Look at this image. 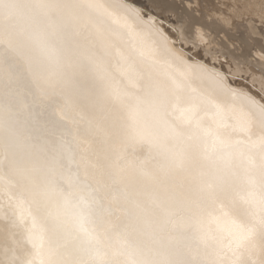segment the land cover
<instances>
[{"label":"bare ground","instance_id":"6f19581e","mask_svg":"<svg viewBox=\"0 0 264 264\" xmlns=\"http://www.w3.org/2000/svg\"><path fill=\"white\" fill-rule=\"evenodd\" d=\"M122 1L131 7H124ZM150 1L173 6L170 0ZM255 4L264 6V2ZM254 5L247 10L245 17L264 21V14L257 17L251 13L255 10ZM1 9L7 10L13 18V23L2 30L6 46L16 47L10 54L20 57L22 64L35 77L42 79L31 78L36 93L38 85L44 83L43 89L49 91L46 95L49 98L58 84L68 83L65 98L70 104L90 95L102 97V113L113 117L109 121L112 125L104 123L87 127L69 147L60 141L68 131L75 134L76 127L63 105L56 112L62 117L61 121L66 119V123L59 121L51 107L46 105L31 112L37 119L29 120L19 114L16 118L18 125L38 124L41 136L55 135L51 141L37 136L36 146L45 145L46 155L52 160L65 162L67 169L72 166L66 160L69 154L72 153L73 159L80 158V170L90 182L112 178L119 185L129 187L131 197H143V203L139 205L148 220L160 227L165 217L170 216L166 214L164 217L161 211L156 212L152 203L159 201L161 206L169 209H179L182 204L175 197L180 194V189L172 178L157 173L156 161L145 162L146 172L139 168L140 155L153 146L156 131H159L164 135L160 141L168 148L173 147L172 155L178 153V161L192 170L191 174L204 171L207 178L214 176L218 187L221 184L215 191L205 185H195L192 178L183 180L182 185L194 195L193 199H210L209 204L195 213L196 237L200 246L195 254L211 264H264V232L259 228L264 226V203L261 200L264 197V170L258 166L264 165V149L241 146L242 140L238 137L236 144L233 127L220 123L221 115H226L235 126L246 129L245 143L255 137L262 142L264 117L262 121L245 110L237 113L234 106L228 110L221 107L225 93L229 95L228 90L218 85L222 78L185 60L169 38L159 32L151 35L146 25L142 28L141 21L133 15H138L133 0H0ZM211 21L225 24L219 16H213ZM5 51L9 53V49ZM1 71L0 67L2 76L11 77L8 70ZM5 86L0 81V94ZM208 97L216 102V131L212 121L215 110L205 107ZM168 113L186 128L178 127L173 119H166ZM200 131L212 132L211 139H203ZM217 142L231 147L219 153L215 151ZM210 143H215L210 146L213 150L206 152L205 147ZM2 154L12 155L13 150L5 142L0 127V156ZM170 157L164 155L162 159L167 161ZM5 167L20 184L27 186V196L34 202L28 205L24 200H15L8 196V189L0 186V200L5 197L4 193L7 194L8 207L19 216L18 219L12 218V223H3L0 219V263L72 264L78 256L76 245L64 240H67V234L60 224L72 212L69 206L56 203L55 199H41L37 189L42 181L41 174L48 177L53 166L39 159L37 167H32L23 158L10 156ZM247 185H251L250 191L254 194L244 198L240 187L247 192ZM75 202L84 201L77 197ZM245 203L248 204L246 210ZM2 205L0 213L5 212ZM222 211L245 226L248 238L239 245L235 240L228 243L231 239L228 234L230 223L223 218L215 219ZM97 212L98 208L88 204L83 218ZM132 219L138 218L133 215ZM108 220L112 225L115 222L112 217ZM28 239L36 240L31 253L26 245ZM136 243L139 245V239ZM186 245V241L173 245L167 240H156L150 248L163 247L168 258L185 261L189 258ZM17 249L25 257L18 258ZM82 249L80 254L90 253L87 248ZM35 252H38L36 258ZM104 252L107 257L114 256L110 248L103 249Z\"/></svg>","mask_w":264,"mask_h":264},{"label":"rangeland","instance_id":"374dc122","mask_svg":"<svg viewBox=\"0 0 264 264\" xmlns=\"http://www.w3.org/2000/svg\"><path fill=\"white\" fill-rule=\"evenodd\" d=\"M170 1L173 4L172 7H168L164 3L155 4L150 0H133L138 12V15L133 14L134 18L141 21L142 28L146 25L151 35L155 36L156 32H159L161 36L169 38L173 46L178 49L179 53L174 49L176 53L183 55L185 60L198 64L200 68L213 71L222 78L217 84L228 90L229 95L225 93L221 107L224 106L228 110L234 106L237 113L240 114L245 110L255 119L263 121L264 21L249 19L245 15L248 14L247 10L252 5L264 2V0ZM122 5L126 8L131 7L126 1H122ZM253 8L255 10L250 12L257 17L264 14V6L255 4ZM213 16L221 17L225 24L212 22ZM11 23H13L11 13L1 9L0 67L1 73L4 70L11 72L10 78L0 74L1 83L6 84L4 92L0 94V108H2L0 127L4 132L5 142L13 150L12 155L2 154L0 156V166L2 167L0 168V186L9 190H7L8 196L15 200H24L28 205H32L34 202L27 196V186L23 183L20 184L16 177L7 172L5 165L9 157L23 158L26 164L32 167H37V160L42 159L49 162L53 166V170L46 178L43 173L41 174L42 181L38 183L37 188L40 198L55 199L56 203L69 206L72 212L60 223L67 234V240H64L76 245L78 256H75L72 264H211L206 258L198 257L195 254V251L200 247L199 239L196 237L198 230L195 213L209 204L210 199L208 197H201L199 200L193 199L194 195L182 184L187 177L192 178L195 185H205L206 188H213L215 191L220 188L221 184L218 187L214 176L207 178L204 171L191 174L192 170L190 171L185 164L178 161V153L172 155L173 147L168 148L160 141L164 135L159 131H156V142L153 146L140 155L139 168L146 172L148 168L145 162L156 161L155 164H158L157 173L161 177L172 178L174 185L180 189V194L175 197L179 198L182 204L179 209H177L178 207L169 209L161 206L159 201L152 203L156 212L161 211L164 217L166 214L170 216V218L165 217L164 223L160 227L156 222L148 220V216L140 209L139 204L143 203L142 196L135 197L136 199L131 197L130 188L119 185L112 178L88 181L89 178L85 174L83 175L80 170V158L73 159L72 153L66 159L72 164L71 168L67 169L65 162L52 160L46 155L47 147L45 145L36 146L34 144L35 138L40 135L38 124L28 127L17 124L16 118L19 114L26 116L29 120L37 119L31 112L44 105L51 107L55 117L61 121L62 117L58 116L56 111L63 105L66 115L72 119V123L76 127L75 134L68 131L66 139L63 138L60 141L61 144L70 147L73 142H76L77 136L87 127H96L104 123L109 125L111 124L109 121L113 120V117L102 113L101 108L104 103L102 97L90 95L76 100L74 105L70 104L65 98V93L70 85L68 83L67 85L65 83L58 84L49 98L46 97L49 91L43 89L44 83L38 85L39 90L36 93V87L31 82V78H41L35 77L28 67L22 64L20 57L10 54V51L16 47L9 45L7 47L2 37V30ZM8 49L9 53H6L5 50ZM205 107L208 109L213 107L215 110L212 121L215 123L213 130L216 131V102L208 97ZM166 119L169 121L173 119L178 127L181 125L180 128H186V125L179 123L171 113L167 114ZM61 122L66 123V119L63 118ZM220 123L233 127L236 144L238 137L242 140L239 144L241 146H259L264 149V141L261 142L258 137L245 143L247 141L244 136L246 129L243 126L241 128L235 126L228 116L222 114ZM199 133L203 139H211L213 134L202 131ZM41 135L40 137H44L47 141H51L55 136ZM212 144L215 145V143H210L205 147L206 152L213 150V148L210 149ZM229 147H231L230 144L217 142L215 151L218 150L219 153L228 151ZM164 155L171 157L164 161L162 159ZM258 166L262 171L264 170L263 164H258ZM251 185L253 186L254 183ZM251 185H247V192L243 186L240 187L242 197L248 198L254 194L250 191ZM4 196L0 200V205L3 203L1 208L5 212L0 213V219L3 223H12V220L18 219L19 216L8 207L7 194L4 193ZM77 197L83 199L84 202L76 203ZM261 200L264 203V197ZM88 204L98 208V212L84 219L83 216L88 211ZM190 205H193L196 210H193L194 208ZM243 207L245 210L248 209V204L245 203ZM133 215H136L138 219L133 220ZM49 216L52 217L51 213ZM109 217L114 219L113 225L109 224ZM259 228L264 232V226ZM137 239H139V245L136 243ZM156 240H167L173 245L186 241L188 245L184 247L188 250L189 258L185 261L168 258V253L163 247L150 248ZM58 244L60 245L59 241H57ZM26 245L31 253V250L36 247V240L28 239ZM82 247L87 248L90 253L80 254L83 252ZM106 248H110L114 256L107 257V253H103V249ZM17 251L18 258L25 257L24 253L18 249ZM34 256V258L38 257V252H35Z\"/></svg>","mask_w":264,"mask_h":264},{"label":"snow or ice","instance_id":"6c2138e0","mask_svg":"<svg viewBox=\"0 0 264 264\" xmlns=\"http://www.w3.org/2000/svg\"><path fill=\"white\" fill-rule=\"evenodd\" d=\"M221 218L225 219L231 225L230 229L228 230V234L231 237V239L228 240L229 244L235 240V242L239 245L248 238L243 223H238L236 220L230 219L228 217V213L224 211H222L221 215L215 219L220 220Z\"/></svg>","mask_w":264,"mask_h":264}]
</instances>
